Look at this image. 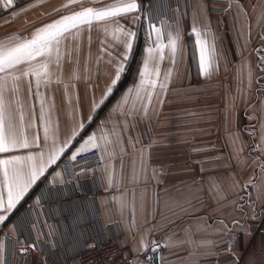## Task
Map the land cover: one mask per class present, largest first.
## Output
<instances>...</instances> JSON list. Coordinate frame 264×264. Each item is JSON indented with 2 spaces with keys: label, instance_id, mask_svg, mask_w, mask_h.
<instances>
[{
  "label": "crops",
  "instance_id": "obj_1",
  "mask_svg": "<svg viewBox=\"0 0 264 264\" xmlns=\"http://www.w3.org/2000/svg\"><path fill=\"white\" fill-rule=\"evenodd\" d=\"M115 2L13 0L7 6L0 0V40L30 38L62 15ZM137 3L140 9L115 23L93 22L62 41L60 64L49 67L50 83L37 89L34 77L21 78L18 91L7 93L13 109L25 114V124L32 121L25 135L39 140L38 146L0 158L48 151L41 102L57 146L66 141L68 146L0 223L2 264H21V259L10 262V253L22 245L31 264L70 262L89 241L114 236L134 264H264V0ZM150 20L165 33L178 28L181 48L175 60L164 48L161 79L169 69L172 76L161 93L163 103L154 97L144 115L142 103L133 109L129 97L123 113L132 114L125 116L122 97L138 83L146 48L154 46ZM194 26L216 48V70L208 76L199 67ZM123 31L136 34L126 61ZM119 63L125 70L106 96ZM90 135L101 148L112 141L108 149L114 154L98 148L103 165L76 164L75 180L62 161L82 145L91 147L85 145ZM79 190L94 196L49 203Z\"/></svg>",
  "mask_w": 264,
  "mask_h": 264
},
{
  "label": "snow or ice",
  "instance_id": "obj_2",
  "mask_svg": "<svg viewBox=\"0 0 264 264\" xmlns=\"http://www.w3.org/2000/svg\"><path fill=\"white\" fill-rule=\"evenodd\" d=\"M41 2V0H37ZM80 0H69V4H75ZM5 5L10 6L13 0H4ZM68 7V5H64ZM140 9L137 0H116L115 3L108 4L101 8L82 7L79 11H74L68 15H62L50 23L44 24L35 29L30 38L16 37L15 42L0 40V154H9L16 149H29L37 145L39 137L34 135L31 139L25 135V127H32L31 119L25 124V114L22 111L14 110L12 102L8 99L7 93L15 94L18 91V81L21 78L34 77L36 88L50 83L51 73L49 67L52 64L59 66L62 57V41L74 36L75 33L83 26H92L93 22H116L117 18L133 13ZM117 31H122L118 28ZM196 37L195 43L199 52V67L201 73L208 76L216 70L217 53L215 45H209L204 39L201 31L197 27L192 28ZM154 34V39H153ZM134 31H123L125 37V56L133 47L135 39ZM167 39V44L163 43V38ZM180 32L178 28L167 31L157 27L154 22L149 23V38L153 39V45L146 48V55L142 60V67L138 72V83L134 89H129L128 93L122 97V103L119 105L122 113L123 106L128 104L129 97H132V108H136V102H141L143 113L147 115L149 105L153 103L154 97L162 104L161 93L167 91L168 81L171 79L172 70L169 69L161 79L160 62L164 60V48L170 49L173 60L181 48ZM264 64V58L261 59ZM20 65L26 67L17 73ZM124 63H119L115 69L114 78L111 79L105 95L112 93L113 88L118 84L121 74L124 72ZM251 75V74H249ZM11 84V86H10ZM159 89V91L157 90ZM29 91H31V82H29ZM37 95L39 93L37 92ZM146 103H143L144 101ZM103 103V101H101ZM19 107V106H18ZM98 105H93V110ZM125 116L131 115L132 112L123 113ZM91 119V117H89ZM39 120L43 127V139L48 151L41 149L38 153L29 152L27 155H7L6 158H0V174L3 176L0 184V223L8 219V214L12 213L20 202L24 199L25 194L35 185L44 175L48 167L56 164L68 146L67 141L57 146L53 122L48 117L41 102ZM83 128V123L78 124ZM77 132L73 130V136ZM112 141H105V147L101 148L96 142L94 135H90L85 141V147L82 145L72 153L70 159L76 161L77 157L84 152H92L93 149L101 148L102 152L112 156L114 153L108 149ZM116 143H119L117 138ZM82 171H86L83 170ZM59 175V174H58ZM108 182L112 183V175H108ZM6 190V196H5ZM158 247V242L157 245ZM3 244L0 243V264H2ZM35 247V245H32ZM143 248H148L149 244H142ZM26 246H21L20 251L26 252ZM154 250V249H153Z\"/></svg>",
  "mask_w": 264,
  "mask_h": 264
},
{
  "label": "built area",
  "instance_id": "obj_3",
  "mask_svg": "<svg viewBox=\"0 0 264 264\" xmlns=\"http://www.w3.org/2000/svg\"><path fill=\"white\" fill-rule=\"evenodd\" d=\"M231 0H223L225 4L230 3ZM214 11H218L216 8ZM220 10V9H219ZM146 19V16H143ZM100 149H93L92 152H84L77 157L76 161H72L70 157H64L62 164L70 174V176L77 180L79 170L76 164L84 163L88 167H98L103 165L102 157L100 154ZM94 196V192H89L85 190H79L72 194L69 198H60L50 200V205L60 204L65 202L66 199L69 200H79L82 198H88ZM18 248L17 252L10 253V262L13 260L17 261L21 259V264H31L32 257L26 252H21ZM124 244L121 242L120 237L114 236L104 241H89L82 250H80L72 259V261H58L57 264H134L132 257L128 256L124 252Z\"/></svg>",
  "mask_w": 264,
  "mask_h": 264
},
{
  "label": "water",
  "instance_id": "obj_4",
  "mask_svg": "<svg viewBox=\"0 0 264 264\" xmlns=\"http://www.w3.org/2000/svg\"><path fill=\"white\" fill-rule=\"evenodd\" d=\"M153 256H154V259L156 260V259H157V257H158V254H157V252H155V253L153 254Z\"/></svg>",
  "mask_w": 264,
  "mask_h": 264
}]
</instances>
